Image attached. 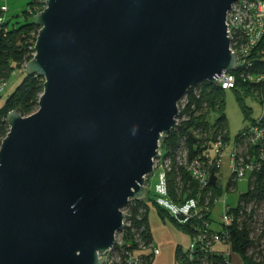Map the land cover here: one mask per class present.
I'll list each match as a JSON object with an SVG mask.
<instances>
[{
	"label": "water",
	"instance_id": "1",
	"mask_svg": "<svg viewBox=\"0 0 264 264\" xmlns=\"http://www.w3.org/2000/svg\"><path fill=\"white\" fill-rule=\"evenodd\" d=\"M237 1L45 0L25 64L39 107L11 111L0 146V264H103L179 100L235 69Z\"/></svg>",
	"mask_w": 264,
	"mask_h": 264
},
{
	"label": "built area",
	"instance_id": "2",
	"mask_svg": "<svg viewBox=\"0 0 264 264\" xmlns=\"http://www.w3.org/2000/svg\"><path fill=\"white\" fill-rule=\"evenodd\" d=\"M33 4L30 15L40 12L39 3ZM45 1V0H44ZM0 24L6 21V4L0 7ZM227 32L231 36L230 49L237 54V63L233 71L224 72L218 79V87L223 90L234 89L239 81L247 84H260L264 82V73L257 72L259 68L257 61L264 59V49L261 42L264 39V0H238L227 13ZM35 53V52H34ZM34 55V54H33ZM211 85L204 81L192 86L178 102V114L175 118L171 133L180 136L176 147L167 153L160 147L159 158L154 160V170H160L159 183L154 190L156 204L164 209L176 222L190 224L194 236H199L198 242H191L190 248L194 249L196 244L201 243V250L212 249L213 243L223 241V236H229V230L242 220L248 224L249 235H263L264 225L257 223L258 205L255 200L248 202L239 200L235 206L227 201V194L236 190L239 181L245 182L248 190L253 189L258 175L262 171L264 161V105L262 114L241 133L240 139L224 138L221 131L210 134L190 125L187 131H183L186 123L191 121L192 116L197 115L207 108L203 103L200 108L196 101L202 100L203 88ZM8 87V81H0V94ZM262 96V91L256 92ZM263 100V99H262ZM200 110V111H199ZM183 131V133H182ZM170 133V134H171ZM191 136L196 138L195 142L199 149L191 155L188 141ZM202 139L204 142L198 144ZM257 145L258 153L250 152V148ZM159 164V167L157 165ZM227 168V189H223L224 169ZM176 175L175 182L179 187L174 195H170L168 186L169 173ZM184 173H188L190 180L184 186ZM212 176L216 177L214 185L211 184ZM148 176L145 186L148 190ZM195 184V188L192 186ZM264 184V179L262 180ZM189 196V197H188ZM135 199H130L123 208L125 215L124 226L121 232L116 234L115 244L101 257L103 264H141L142 258L139 252L132 250L127 241L129 228L134 236H140L138 231L131 227L129 209ZM221 210L215 213L217 206ZM237 211V212H233ZM219 227V228H217ZM207 236H212V241L207 242ZM138 241V238L136 237ZM140 248L144 246L140 244ZM159 249L154 247V257L159 254ZM229 256V253H225Z\"/></svg>",
	"mask_w": 264,
	"mask_h": 264
},
{
	"label": "trees",
	"instance_id": "3",
	"mask_svg": "<svg viewBox=\"0 0 264 264\" xmlns=\"http://www.w3.org/2000/svg\"><path fill=\"white\" fill-rule=\"evenodd\" d=\"M0 7L4 4L7 5L6 0H0ZM36 0L32 2V6ZM8 6V5H7ZM9 10V8H8ZM8 12V11H7ZM7 12L5 14H7ZM1 14V11H0ZM30 17V15L27 13ZM2 15V14H1ZM35 16V15H34ZM40 27L33 23V20H28L22 25L11 26L10 20L6 15V21L4 24H0V81L9 79L22 70L23 66L29 62L34 54V46L39 33ZM261 48L264 49V39L261 42ZM259 68H256L257 72L264 73V59L257 61ZM24 78L19 85L9 94L4 102L0 105V146L10 130L7 117L11 111H18L22 116H29L38 110L39 98L44 90V78L38 74L27 75L25 72L23 74ZM205 91L202 93V100H197L196 104L198 107H202L203 103L207 104V108L200 115L192 116L191 121L186 123L183 127V131H187L190 125H194L197 128H202V131H207L210 134L214 132L221 131L224 133L225 139H240V132L233 139L229 136L228 124L226 121L225 114L223 112V101L220 99V95L226 90L221 89L218 86L206 85L203 88ZM244 89L246 91L255 94L256 98L264 105V82L260 84H247L239 81L236 88L229 90ZM262 91V96H257L256 92ZM2 93L0 94L1 97ZM263 99V100H262ZM200 111V110H199ZM214 112H219V117L215 118ZM182 131V133H183ZM188 133V131H187ZM178 133L172 132L169 134L165 142L161 144V147L167 153L169 150H173L179 139ZM196 138L191 136L188 141V147L190 149L191 155L195 154L196 150L199 149L195 144ZM204 142L202 139L198 144ZM250 152L258 153L260 149L257 145L250 148ZM184 186H187L190 177L188 173H184ZM176 175L174 172L169 173L168 176V186L170 195H174L175 191L179 188L175 182ZM264 179V161L262 162V171L258 175L255 182L254 188L241 193L238 197L239 200H244L248 202L250 199H254L255 203L258 205L257 223L264 225V184L262 180ZM195 188V184L192 186ZM189 197V196H188ZM134 204L130 206L129 216L131 219V227L136 229L140 236H134V232L131 228L127 231L126 239L131 242L130 247L132 250L139 252L142 263L141 264H152L154 260V239L149 226L148 212L149 209H156L161 218L164 219V215L170 217L172 222H174L179 228L189 234L191 237V242H198L199 236H194V231L190 224H180L176 222L164 209L160 208L156 202L154 196L148 195L147 199L144 201H133ZM237 204V203H236ZM233 212H237L234 211ZM166 221V220H165ZM170 221V220H169ZM138 238V241L136 240ZM223 241H226L231 249V251L239 255L242 259L243 264H264V236L263 235H249L248 224L245 220L241 223H236L229 230V236H223ZM212 241V236H207V242ZM140 244L144 246V249L140 248ZM216 243H213L212 249L201 250L202 244H196L195 248H190L183 250L181 247L176 250V260L178 264H230L229 256H226L224 252L218 251L216 248Z\"/></svg>",
	"mask_w": 264,
	"mask_h": 264
},
{
	"label": "rangeland",
	"instance_id": "4",
	"mask_svg": "<svg viewBox=\"0 0 264 264\" xmlns=\"http://www.w3.org/2000/svg\"><path fill=\"white\" fill-rule=\"evenodd\" d=\"M34 0H6L8 5L7 17L10 20L11 26L22 25L28 20H33V17H30L27 13H30L32 8V2ZM1 3V1H0ZM46 7V2L43 0L39 3L40 11L44 10ZM25 65L22 70L17 74H14L8 82V87L2 92L0 97V104L5 100V98L13 92L17 85L23 80L24 76L20 75V73L24 74ZM220 99L223 101V112L226 117V121L228 124L229 136L231 139L236 137L240 132L250 126L254 120H257L262 114V104L256 98L255 94L244 89L238 90H226L220 95ZM201 111L197 115L203 113ZM219 112H214L215 118L219 117ZM158 167L159 164L157 163ZM159 172L160 170H155L152 174L148 176V189L149 195L154 196V190L156 185L159 183ZM225 177L223 178V189H227V168L224 169ZM236 190L230 191L227 194V201L230 205L235 206L238 200V197L241 193L245 192L247 189V185L245 182L239 181L236 184ZM221 210L218 205L215 209V213H218V210ZM164 219L166 222L172 224L180 230L181 232H185L181 228H179L170 217L164 215ZM170 220V221H169ZM219 228V227H217ZM215 248L218 251L229 253L230 264H243L242 259L239 255L233 253L226 241H221L216 244Z\"/></svg>",
	"mask_w": 264,
	"mask_h": 264
},
{
	"label": "crops",
	"instance_id": "5",
	"mask_svg": "<svg viewBox=\"0 0 264 264\" xmlns=\"http://www.w3.org/2000/svg\"><path fill=\"white\" fill-rule=\"evenodd\" d=\"M20 75L23 76L22 73ZM148 219L154 244L160 250L152 264H178L176 250L179 247L183 250L188 249L191 243L190 235L163 220L154 208L149 209Z\"/></svg>",
	"mask_w": 264,
	"mask_h": 264
}]
</instances>
